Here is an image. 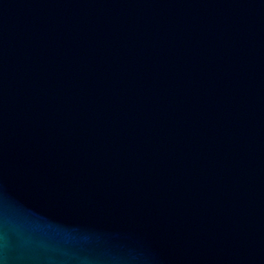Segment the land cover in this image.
<instances>
[{
  "label": "water",
  "instance_id": "95a60500",
  "mask_svg": "<svg viewBox=\"0 0 264 264\" xmlns=\"http://www.w3.org/2000/svg\"><path fill=\"white\" fill-rule=\"evenodd\" d=\"M0 264H264V0H0Z\"/></svg>",
  "mask_w": 264,
  "mask_h": 264
}]
</instances>
